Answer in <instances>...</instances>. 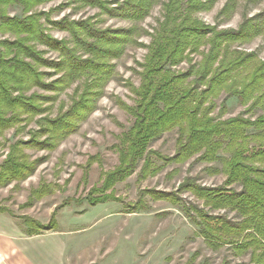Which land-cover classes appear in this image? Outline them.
<instances>
[{
  "label": "rangeland",
  "instance_id": "obj_1",
  "mask_svg": "<svg viewBox=\"0 0 264 264\" xmlns=\"http://www.w3.org/2000/svg\"><path fill=\"white\" fill-rule=\"evenodd\" d=\"M232 1L39 0L29 11L21 4L8 7L9 16L41 15L54 45L37 44L53 67L40 66L41 83L25 92L37 96L39 113L0 131V173L14 145L27 156L19 164L30 166L18 176L10 171L8 182L0 180V214H5L0 228L10 231L6 238L0 235V264L21 262L23 256L9 259L6 251L12 239L25 237L23 231L59 237L66 248L64 264H253L250 252H236L225 238L217 243L200 232V224L211 221L207 215L232 223L241 216L212 210L181 187L187 178L201 186H222L226 175L220 162L204 161L201 153L175 161L179 132L174 129L149 140L131 166L122 163L127 148L139 141L125 135L137 121L136 91L160 31L173 21L190 27L192 20L215 33L238 30L264 10V1L235 0L234 6ZM93 34L105 37L102 49L91 45ZM5 39L16 36L0 29V40ZM235 48L255 51L264 60V35ZM73 55L100 71L72 72ZM189 66L182 62L177 69ZM226 97L217 100L214 116L255 119L262 113L247 112L250 103ZM74 104L87 109L69 120V128L42 135Z\"/></svg>",
  "mask_w": 264,
  "mask_h": 264
},
{
  "label": "trees",
  "instance_id": "obj_2",
  "mask_svg": "<svg viewBox=\"0 0 264 264\" xmlns=\"http://www.w3.org/2000/svg\"><path fill=\"white\" fill-rule=\"evenodd\" d=\"M35 1L39 0H0V29L16 36L13 41L0 40V131L17 125L23 117L32 118L39 113L37 96H26L25 92L41 83L40 66L53 67L37 49L39 43L54 45V40L43 28L41 15L21 18L7 13L8 7L16 4L29 11ZM249 1L259 3L264 0ZM229 4L234 6L236 2ZM184 25L177 26L173 21L172 26L160 31V39L156 38L150 47L136 91L139 107L133 114L137 121L125 135L126 139L137 138L139 141L127 148L122 163L131 166L142 157L149 140L177 129L179 151L175 161L183 163L201 153L204 161L220 162L221 172L226 175L219 187L201 186L191 178L185 179L181 187L203 200L212 210L226 209L241 216L237 223H232L207 215L211 221L200 224L202 236L209 241L217 240V243L225 238L236 252H250L253 264H264V60L255 51L234 49L237 44L264 35V10L238 30L215 33L196 20L191 21L190 27L184 28ZM91 36L96 40L91 45L102 49L105 37L102 34ZM192 54H197L199 59H192ZM63 56L68 54L63 52ZM69 59L72 60V72L95 73L90 71L99 70L95 64L84 65L74 55ZM182 62H188L190 66L177 69ZM222 94H227L226 100L234 97L241 104L250 103L247 112L261 110L262 113L255 119L243 115L228 119L214 116L213 111ZM226 108L225 101L220 116ZM86 109L85 104L81 108L74 104L60 120L53 121L52 128L45 126L42 135L57 134L69 128V120ZM19 149L14 145L9 153L1 167L0 180L6 182L10 171L14 177L30 167L26 161L19 164L27 158ZM213 171L220 172L219 169ZM194 209L196 213L205 214L199 207Z\"/></svg>",
  "mask_w": 264,
  "mask_h": 264
},
{
  "label": "crops",
  "instance_id": "obj_3",
  "mask_svg": "<svg viewBox=\"0 0 264 264\" xmlns=\"http://www.w3.org/2000/svg\"><path fill=\"white\" fill-rule=\"evenodd\" d=\"M4 216L5 214H0V217L4 218ZM0 231V235L5 238L10 232L4 228H0ZM19 231L22 232L21 229ZM23 232L25 237L12 239L10 248L6 251L10 254L9 259L18 254L23 256L21 262L17 260L14 262L15 264H64L66 248L59 237L47 233L28 234L26 231Z\"/></svg>",
  "mask_w": 264,
  "mask_h": 264
}]
</instances>
